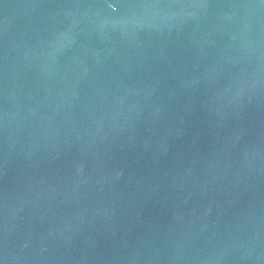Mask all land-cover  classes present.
Masks as SVG:
<instances>
[{"label":"water","instance_id":"water-1","mask_svg":"<svg viewBox=\"0 0 264 264\" xmlns=\"http://www.w3.org/2000/svg\"><path fill=\"white\" fill-rule=\"evenodd\" d=\"M0 264H264V0H0Z\"/></svg>","mask_w":264,"mask_h":264}]
</instances>
